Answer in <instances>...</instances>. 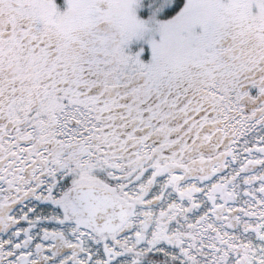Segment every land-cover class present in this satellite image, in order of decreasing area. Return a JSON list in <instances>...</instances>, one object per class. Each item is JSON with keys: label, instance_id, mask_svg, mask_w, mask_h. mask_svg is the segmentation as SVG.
Masks as SVG:
<instances>
[{"label": "snow or ice", "instance_id": "6c2138e0", "mask_svg": "<svg viewBox=\"0 0 264 264\" xmlns=\"http://www.w3.org/2000/svg\"><path fill=\"white\" fill-rule=\"evenodd\" d=\"M0 264H264V0H0Z\"/></svg>", "mask_w": 264, "mask_h": 264}]
</instances>
